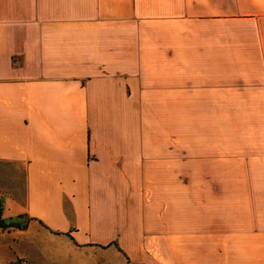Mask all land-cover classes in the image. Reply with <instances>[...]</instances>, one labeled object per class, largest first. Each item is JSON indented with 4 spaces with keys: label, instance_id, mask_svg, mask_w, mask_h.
I'll return each instance as SVG.
<instances>
[{
    "label": "crops",
    "instance_id": "0c3cea01",
    "mask_svg": "<svg viewBox=\"0 0 264 264\" xmlns=\"http://www.w3.org/2000/svg\"><path fill=\"white\" fill-rule=\"evenodd\" d=\"M0 203L20 264H264V0H0Z\"/></svg>",
    "mask_w": 264,
    "mask_h": 264
},
{
    "label": "rangeland",
    "instance_id": "374dc122",
    "mask_svg": "<svg viewBox=\"0 0 264 264\" xmlns=\"http://www.w3.org/2000/svg\"><path fill=\"white\" fill-rule=\"evenodd\" d=\"M7 258L10 260L5 264H20V260L16 256V248L12 244L0 241V261Z\"/></svg>",
    "mask_w": 264,
    "mask_h": 264
},
{
    "label": "trees",
    "instance_id": "16d2710c",
    "mask_svg": "<svg viewBox=\"0 0 264 264\" xmlns=\"http://www.w3.org/2000/svg\"><path fill=\"white\" fill-rule=\"evenodd\" d=\"M1 212H2V208H1V203H0V229H5V228H9V227H24L23 224H21L18 221H11L8 222L6 219H3L1 217Z\"/></svg>",
    "mask_w": 264,
    "mask_h": 264
}]
</instances>
